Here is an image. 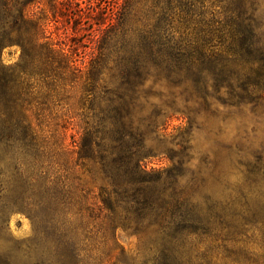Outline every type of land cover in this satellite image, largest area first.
<instances>
[{
	"label": "trees",
	"instance_id": "obj_1",
	"mask_svg": "<svg viewBox=\"0 0 264 264\" xmlns=\"http://www.w3.org/2000/svg\"><path fill=\"white\" fill-rule=\"evenodd\" d=\"M42 1L0 0V264H129L120 228L150 233L143 264H264V144L253 160L237 147L247 186L223 201L183 175L186 136L169 153L149 144L172 111L189 130L190 100L211 89L264 116L262 1L114 0L108 20L49 0L55 16L78 12L79 42L64 46L30 12ZM86 22L98 28L82 55ZM158 81L171 100L153 101ZM157 157L172 167L149 168ZM12 214L31 220L30 240L5 237Z\"/></svg>",
	"mask_w": 264,
	"mask_h": 264
},
{
	"label": "rangeland",
	"instance_id": "obj_2",
	"mask_svg": "<svg viewBox=\"0 0 264 264\" xmlns=\"http://www.w3.org/2000/svg\"><path fill=\"white\" fill-rule=\"evenodd\" d=\"M81 7H92L89 15L95 17L97 13L105 14L110 19L111 5L114 0H77ZM124 0H119L121 4ZM262 6L264 10V0ZM88 3V4H86ZM70 5V3H66ZM90 4V6H89ZM62 7V17L55 16L50 10L49 0H43L41 3L30 8L31 13H36L43 19L47 35L55 39L59 45L71 44L72 41L79 42L75 30L76 24L80 22L77 17L78 12L71 8L69 11ZM73 6V4H71ZM73 7H76L74 5ZM264 20V11L261 14ZM88 21V20H87ZM98 26H92L90 22L84 24L82 34L84 38L80 39L82 43L81 53L84 55L86 48L90 47L89 40L93 38L92 31ZM21 51L18 47L13 46L4 50L2 60L5 65H14L20 60ZM155 94L153 101L161 103L171 100V94L177 91L169 87L166 81L151 84ZM212 97L208 103H204L193 96L191 101L190 115L196 117V121L188 130L187 124L181 119L180 113L170 112L174 115L170 120V126L167 131H161L158 135H150L149 144L153 147H159L163 153H169V149L178 150L174 147L175 143L181 141L182 136L188 140L189 167L183 168L182 173L187 179L197 178L196 190L201 195L211 196L219 201H223L230 194L238 192L247 186V170L241 165V160L237 155V147L244 146L246 149L245 157L253 160L252 151L261 148L264 144V116L260 113H254L249 107H230L224 104L226 98L224 93H215L213 89L209 91ZM179 109H184V104L178 97ZM176 109V108H175ZM171 111V110H170ZM188 130V131H187ZM75 134L74 130L69 131L67 144H70L71 135ZM162 142V143H161ZM249 148V149H248ZM162 156H165L163 154ZM161 157V156H160ZM160 157L154 158L149 168L167 169L172 164ZM102 184L98 180L95 187ZM33 224L31 220L21 214H12L9 224L4 231L7 239L24 242L34 236ZM120 246L126 251L128 257L126 263L143 264L148 256L150 233L136 234L131 229L120 228L116 234Z\"/></svg>",
	"mask_w": 264,
	"mask_h": 264
}]
</instances>
